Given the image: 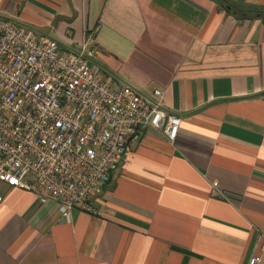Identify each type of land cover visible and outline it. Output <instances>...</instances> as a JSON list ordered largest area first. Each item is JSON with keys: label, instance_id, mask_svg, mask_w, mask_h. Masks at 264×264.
<instances>
[{"label": "crops", "instance_id": "1", "mask_svg": "<svg viewBox=\"0 0 264 264\" xmlns=\"http://www.w3.org/2000/svg\"><path fill=\"white\" fill-rule=\"evenodd\" d=\"M264 7V0H233ZM63 49L97 46L116 86L165 93L96 197L101 214L0 181V264H264V15L219 0H0Z\"/></svg>", "mask_w": 264, "mask_h": 264}, {"label": "built area", "instance_id": "2", "mask_svg": "<svg viewBox=\"0 0 264 264\" xmlns=\"http://www.w3.org/2000/svg\"><path fill=\"white\" fill-rule=\"evenodd\" d=\"M96 50L87 41L63 49L0 15V181L56 201L66 218L75 206L101 214L96 197L129 146L150 127L174 140L182 122L161 89L157 100L99 73Z\"/></svg>", "mask_w": 264, "mask_h": 264}, {"label": "trees", "instance_id": "3", "mask_svg": "<svg viewBox=\"0 0 264 264\" xmlns=\"http://www.w3.org/2000/svg\"><path fill=\"white\" fill-rule=\"evenodd\" d=\"M220 3H223L225 6L229 7L235 13L242 15H264V7L261 6H244L233 0H219Z\"/></svg>", "mask_w": 264, "mask_h": 264}]
</instances>
